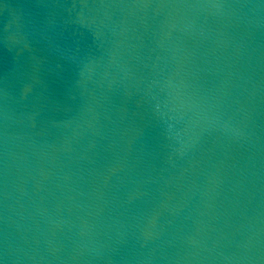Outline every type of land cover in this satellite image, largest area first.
<instances>
[{
    "label": "water",
    "instance_id": "water-1",
    "mask_svg": "<svg viewBox=\"0 0 264 264\" xmlns=\"http://www.w3.org/2000/svg\"><path fill=\"white\" fill-rule=\"evenodd\" d=\"M0 264H264V0H0Z\"/></svg>",
    "mask_w": 264,
    "mask_h": 264
}]
</instances>
